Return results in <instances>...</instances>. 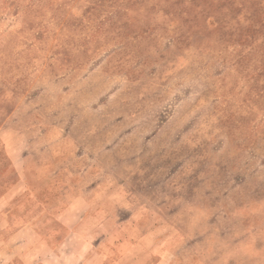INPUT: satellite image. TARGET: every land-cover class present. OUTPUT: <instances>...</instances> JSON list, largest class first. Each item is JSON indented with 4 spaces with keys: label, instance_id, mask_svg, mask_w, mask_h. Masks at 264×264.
<instances>
[{
    "label": "rangeland",
    "instance_id": "1",
    "mask_svg": "<svg viewBox=\"0 0 264 264\" xmlns=\"http://www.w3.org/2000/svg\"><path fill=\"white\" fill-rule=\"evenodd\" d=\"M0 196V264H264V0H0Z\"/></svg>",
    "mask_w": 264,
    "mask_h": 264
},
{
    "label": "crops",
    "instance_id": "2",
    "mask_svg": "<svg viewBox=\"0 0 264 264\" xmlns=\"http://www.w3.org/2000/svg\"><path fill=\"white\" fill-rule=\"evenodd\" d=\"M251 9H254V6H251ZM23 193H21L19 196H21ZM0 198H2V196H0ZM10 203L8 204H5L3 207H0V212L1 210H6V207L9 205Z\"/></svg>",
    "mask_w": 264,
    "mask_h": 264
}]
</instances>
